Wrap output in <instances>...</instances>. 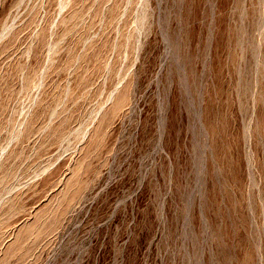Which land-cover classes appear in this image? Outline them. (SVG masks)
I'll return each instance as SVG.
<instances>
[{
	"label": "rangeland",
	"instance_id": "374dc122",
	"mask_svg": "<svg viewBox=\"0 0 264 264\" xmlns=\"http://www.w3.org/2000/svg\"><path fill=\"white\" fill-rule=\"evenodd\" d=\"M0 264H264V0H0Z\"/></svg>",
	"mask_w": 264,
	"mask_h": 264
},
{
	"label": "bare ground",
	"instance_id": "6f19581e",
	"mask_svg": "<svg viewBox=\"0 0 264 264\" xmlns=\"http://www.w3.org/2000/svg\"><path fill=\"white\" fill-rule=\"evenodd\" d=\"M254 108H255V106H254Z\"/></svg>",
	"mask_w": 264,
	"mask_h": 264
}]
</instances>
